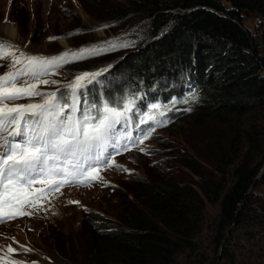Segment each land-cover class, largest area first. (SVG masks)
I'll use <instances>...</instances> for the list:
<instances>
[{
	"label": "trees",
	"instance_id": "16d2710c",
	"mask_svg": "<svg viewBox=\"0 0 264 264\" xmlns=\"http://www.w3.org/2000/svg\"><path fill=\"white\" fill-rule=\"evenodd\" d=\"M123 1L122 8L112 2L115 11L104 21H125L132 11L138 21L147 19L141 25L143 41L121 61L97 64L115 65L122 95L133 87L140 93L156 87L165 91L160 82L177 83L179 74L197 72L193 112L204 127L196 146L204 150L195 157L213 171L212 185L200 189L219 204L216 243L222 244L232 227L253 226L252 191L264 186V173L259 178L264 133L255 131L264 128L256 123L262 118L252 119L264 111V48L243 17L252 12L264 19V0ZM182 89L181 84L175 95ZM193 163L185 164L194 172ZM147 194L152 205L143 216L126 219L124 229L97 231L93 223L96 232L90 229L88 236L98 247L89 252L90 264H173L178 253L191 248L202 219L193 192L173 184L149 188Z\"/></svg>",
	"mask_w": 264,
	"mask_h": 264
},
{
	"label": "rangeland",
	"instance_id": "374dc122",
	"mask_svg": "<svg viewBox=\"0 0 264 264\" xmlns=\"http://www.w3.org/2000/svg\"><path fill=\"white\" fill-rule=\"evenodd\" d=\"M112 2L118 8L126 4L123 0H0V40L15 41L10 43L28 55L56 54L88 45L108 48L106 42L127 45L65 67L58 73L56 81L61 82L84 72H97L104 69L98 62L104 59L121 61L132 54L141 45L145 32L141 25L147 19L138 21L132 11L125 21H104L108 14L115 11L111 9ZM245 16L246 28L262 42L264 48V19L252 12L247 19ZM8 28L14 36L9 34ZM4 64L0 66V74L8 70L7 63ZM91 67L94 68L89 70ZM119 81L116 78L102 81L101 92L88 91V100H98L101 95L118 99L122 96L121 87L115 85ZM43 91L53 89L47 86ZM39 99L31 98L24 103L39 102ZM195 103L196 100L192 105L178 103L180 108L191 110L181 114L171 128L160 131L152 140L139 145L134 153L122 158L119 168L107 175L112 182L111 187L74 190L57 197L51 194L48 201H42L40 209L32 215L15 219L19 225L14 223L0 228V264L9 258L21 264H90L89 252L92 247H98L97 243L94 245L93 237L88 236L93 223L97 231L108 227L124 229L126 219L133 214L143 216V212H147L152 205V196L147 194L149 188L173 184L193 192V200L202 214L193 245L178 253L173 264H264V186L252 191L253 226L232 227L223 243H216L220 209L218 202L205 197L200 189L202 185H212L214 180L209 178L213 171L195 157L204 150L196 146L203 134L204 123L195 117ZM263 117L264 111H261L252 119L262 118L256 123L264 128ZM255 131L264 133V129ZM127 148L129 150L122 145L119 150L133 151ZM189 160L195 163L194 172L185 164ZM197 172L204 177L197 176ZM263 173L264 167L259 178ZM91 230L96 232L93 228ZM9 246L16 251L9 253Z\"/></svg>",
	"mask_w": 264,
	"mask_h": 264
},
{
	"label": "snow or ice",
	"instance_id": "6c2138e0",
	"mask_svg": "<svg viewBox=\"0 0 264 264\" xmlns=\"http://www.w3.org/2000/svg\"><path fill=\"white\" fill-rule=\"evenodd\" d=\"M106 43L108 48L91 46L46 58L28 55L17 45L0 40V66L6 62L8 67L0 74V223L32 215L42 201L64 187L99 181L101 166H116L114 161L109 163L112 153L119 154L122 145L129 150L125 142L142 144L155 130L153 126L134 138V117L137 128L166 123L158 117L166 115L168 108L151 104L141 112L135 95L123 94L118 99L101 95L90 102L89 85L100 83L98 78L107 69L81 73L54 91L41 90V85L59 84L46 77L63 63L127 46ZM37 97L39 102L15 103ZM7 251L16 249L9 246ZM2 264L21 262L3 260Z\"/></svg>",
	"mask_w": 264,
	"mask_h": 264
},
{
	"label": "bare ground",
	"instance_id": "6f19581e",
	"mask_svg": "<svg viewBox=\"0 0 264 264\" xmlns=\"http://www.w3.org/2000/svg\"><path fill=\"white\" fill-rule=\"evenodd\" d=\"M11 36H14V32H12L11 28H8L7 30ZM8 40V38H6ZM9 41V40H8ZM10 42L15 43V41L10 40ZM39 56V55H38Z\"/></svg>",
	"mask_w": 264,
	"mask_h": 264
}]
</instances>
